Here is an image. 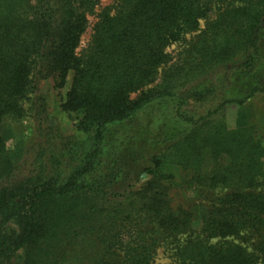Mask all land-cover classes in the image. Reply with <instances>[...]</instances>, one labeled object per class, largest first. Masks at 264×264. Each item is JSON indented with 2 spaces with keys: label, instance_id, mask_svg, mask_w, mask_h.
I'll use <instances>...</instances> for the list:
<instances>
[{
  "label": "trees",
  "instance_id": "obj_1",
  "mask_svg": "<svg viewBox=\"0 0 264 264\" xmlns=\"http://www.w3.org/2000/svg\"><path fill=\"white\" fill-rule=\"evenodd\" d=\"M209 12L203 0H0V264H61L79 244L81 264H153L160 243H175L176 264H264V240H228L264 239V138L224 117L264 93V2L219 9L174 58ZM238 76L255 82L237 92ZM45 84L61 113L79 115L81 142L50 127ZM163 100L174 113L156 125ZM26 111L39 150L19 174L2 124ZM172 167L175 189L207 202L199 231L195 210L170 204Z\"/></svg>",
  "mask_w": 264,
  "mask_h": 264
},
{
  "label": "rangeland",
  "instance_id": "obj_2",
  "mask_svg": "<svg viewBox=\"0 0 264 264\" xmlns=\"http://www.w3.org/2000/svg\"><path fill=\"white\" fill-rule=\"evenodd\" d=\"M98 6H107L110 5L115 0H97ZM248 0H203V2L209 7L210 12L208 14V18L206 20H202L199 24L198 30L183 36V38L176 42L172 47L169 48L168 52L174 58H177L178 54L190 43H192L197 36L204 30L205 26L213 21L219 9L230 6V5H243L247 3ZM256 2H264V0H253ZM89 21H92V18L89 17ZM89 37V34L84 35L83 42H85ZM264 49V48H263ZM261 71L264 73V59L260 60L259 64H257L256 75L258 77H264L261 75ZM218 74L206 75V77L202 76L199 79L192 80L188 85L185 86V89L182 90L184 94H188L193 88H197L204 86L205 84H211L216 81V77ZM221 75V74H220ZM205 78V79H203ZM255 82L250 79H243L241 77H236L234 80V86L232 90H236L237 92H246L250 85ZM67 87L62 91V96L65 95ZM41 93L46 97L47 101V116L50 119V127L57 128L59 132L64 136V138H69L70 140L79 141L84 138L80 137L76 132L75 124L76 119L79 117L78 114L68 116L67 114L61 113L57 108V104L59 101V97L56 95V92L53 91L49 85H43L41 88ZM26 107V105H25ZM173 102L170 100H163L162 102L155 104L153 106V115L155 118L159 119L158 122L155 120L156 125H161L166 123V121L172 117L173 115ZM144 115V114H143ZM142 114L139 115V120L145 122V117ZM246 115L248 118V123H251L256 126L258 130V134L263 136L264 138V93L258 94L254 99L250 100L244 106H238L236 104L227 105L224 113L225 122L230 129H234V122L236 118L240 116ZM124 127L122 126H113L109 128V132L112 136L118 137L119 130H122ZM2 134L6 141V149L11 157L12 162L15 165H21L19 170V174L24 172L27 166L23 167L22 165L25 163L27 158L32 153L31 161L33 163V157L35 153L38 152L39 148L37 144L39 143V133H38V124L33 120L30 111H26L24 116L20 119H6L2 124ZM113 137V138H114ZM118 139H120L118 137ZM264 141V139H263ZM112 150H108L106 152L105 158L109 160L112 158L111 156ZM178 170L175 167H172V174L174 177V183L172 188L169 191V200L172 207H177L181 205L182 207H189L192 210L196 211V217L193 222V228L195 231H199V219L201 213L203 212L204 207H206L207 202H202L200 199L193 196V193H188L185 188L183 189H175V173ZM25 173V172H24ZM264 237V232L261 233ZM184 237V236H183ZM217 239H213L211 242H215ZM227 240V239H226ZM228 240H232L235 243H240L243 246H246L248 249H253L256 247L258 243L263 242L264 239L257 238L252 234H242L236 237H230ZM264 244V243H263ZM83 249L81 244L75 246L71 252L72 255L75 256L80 254V251ZM71 258L66 262L61 264H81L78 260ZM153 264H176L175 258V243L174 244H163L160 243L156 249L154 254Z\"/></svg>",
  "mask_w": 264,
  "mask_h": 264
},
{
  "label": "crops",
  "instance_id": "obj_3",
  "mask_svg": "<svg viewBox=\"0 0 264 264\" xmlns=\"http://www.w3.org/2000/svg\"><path fill=\"white\" fill-rule=\"evenodd\" d=\"M234 124V128L244 126L248 123V118L246 115L240 116L239 118H236L234 122H231Z\"/></svg>",
  "mask_w": 264,
  "mask_h": 264
}]
</instances>
